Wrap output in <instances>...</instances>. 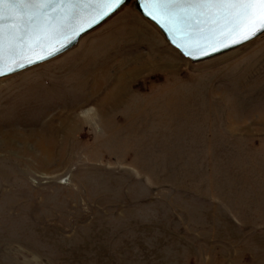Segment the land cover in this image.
<instances>
[{
  "label": "rangeland",
  "instance_id": "obj_1",
  "mask_svg": "<svg viewBox=\"0 0 264 264\" xmlns=\"http://www.w3.org/2000/svg\"><path fill=\"white\" fill-rule=\"evenodd\" d=\"M0 264H264V36L192 64L129 6L0 79Z\"/></svg>",
  "mask_w": 264,
  "mask_h": 264
},
{
  "label": "snow or ice",
  "instance_id": "obj_2",
  "mask_svg": "<svg viewBox=\"0 0 264 264\" xmlns=\"http://www.w3.org/2000/svg\"><path fill=\"white\" fill-rule=\"evenodd\" d=\"M123 0H0V61L65 33H75L89 10L104 15ZM147 14L185 54L264 31V0H144ZM58 50V49H54ZM51 53H49L50 55ZM43 58V57H38ZM31 62V61H29Z\"/></svg>",
  "mask_w": 264,
  "mask_h": 264
},
{
  "label": "water",
  "instance_id": "obj_3",
  "mask_svg": "<svg viewBox=\"0 0 264 264\" xmlns=\"http://www.w3.org/2000/svg\"><path fill=\"white\" fill-rule=\"evenodd\" d=\"M143 3L144 0H123L121 5L113 7L110 11L105 9L104 11L106 14L102 16L96 15L94 10H89L87 16L92 18H85L81 21L79 28L75 33L68 32L54 39L45 41L42 46H36L31 51H25L21 55H18L14 60L9 58L6 54L4 59L0 61V79L32 69L71 51L78 45L83 37L103 26L121 10L129 6H131L133 10H135V12L138 13L144 20L153 25L163 36L166 42L184 59L188 60L192 64L219 57L264 36V31H260L257 32L256 35L250 36L248 39H242L240 36L234 37L235 40L239 41L237 43H233L232 39H227L224 40L222 44L214 43V46L211 47L203 41H200L199 43L201 47H203V52L196 51L192 55H188L185 54L182 48L177 47L176 43H173V37L170 36L166 30L147 14ZM49 53L51 54L49 55ZM38 57L43 58L41 59Z\"/></svg>",
  "mask_w": 264,
  "mask_h": 264
},
{
  "label": "bare ground",
  "instance_id": "obj_4",
  "mask_svg": "<svg viewBox=\"0 0 264 264\" xmlns=\"http://www.w3.org/2000/svg\"><path fill=\"white\" fill-rule=\"evenodd\" d=\"M133 70H134V69H131V70H130V73H131V71H133ZM88 113H89V115H90V114L92 113V110H91V109H90V110H87V111H86V114H88ZM140 115H144V116H145V115H147V113H141V114H138L137 117H140ZM148 116H149V115H148ZM141 117H142V116H141ZM144 119H145V118H144ZM136 128H137V127H135V131L137 130ZM133 129H134V128H133ZM146 141H147V140H146ZM46 149H47V147H46ZM50 151H51V149H50ZM148 157H149V156H148Z\"/></svg>",
  "mask_w": 264,
  "mask_h": 264
}]
</instances>
